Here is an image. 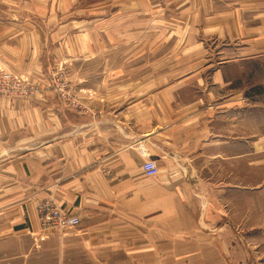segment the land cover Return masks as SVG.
I'll return each instance as SVG.
<instances>
[{"label": "crops", "instance_id": "0c3cea01", "mask_svg": "<svg viewBox=\"0 0 264 264\" xmlns=\"http://www.w3.org/2000/svg\"><path fill=\"white\" fill-rule=\"evenodd\" d=\"M0 2V62L39 89L0 99V264H242L224 173L240 168L264 0H123L53 32L26 0ZM115 28L126 50L103 43ZM47 200L81 225L43 230Z\"/></svg>", "mask_w": 264, "mask_h": 264}, {"label": "rangeland", "instance_id": "374dc122", "mask_svg": "<svg viewBox=\"0 0 264 264\" xmlns=\"http://www.w3.org/2000/svg\"><path fill=\"white\" fill-rule=\"evenodd\" d=\"M26 1L30 4L31 18L44 21V24L49 25L48 30L53 32L57 28L58 21H65L68 24L73 20L87 19L90 13H96V11L101 13L106 5L114 7L123 0ZM5 8L7 7L0 2L2 18L5 17L3 12ZM76 31L77 29H71L72 33ZM113 31L109 38H106V33H101L103 43L110 41L107 46L113 47L114 51L126 50L127 45H122L121 37L116 35L118 30L115 28ZM208 46L210 51L221 47L212 43ZM128 48L130 51H137V46L133 42L128 45ZM137 62L141 63V60L131 61V66H135ZM0 66L3 67L1 62ZM131 78L137 80L138 77L134 75ZM242 81L243 127L240 168L235 173L228 170L224 173L226 183L236 184L241 189L240 196L231 195L230 203L226 205L229 211L228 219L232 224L235 223L236 228L240 227L241 234L238 247L237 245L229 247V257L241 261L242 264H251L252 259L256 261V264H264V64L259 68L243 69ZM226 95V98H229L232 93L227 92ZM251 118L252 123H249ZM215 174L217 176V171Z\"/></svg>", "mask_w": 264, "mask_h": 264}, {"label": "built area", "instance_id": "2783aa9c", "mask_svg": "<svg viewBox=\"0 0 264 264\" xmlns=\"http://www.w3.org/2000/svg\"><path fill=\"white\" fill-rule=\"evenodd\" d=\"M58 91L65 99L72 98L70 91H66L63 84L58 86ZM39 94V89L33 83L9 72L0 66V99H29ZM143 156H147L144 146L139 147ZM143 170L147 177H155L159 174L157 163L148 158L143 164ZM39 221L43 230H65L77 228L81 225L78 216L70 215L51 200L42 201L37 205Z\"/></svg>", "mask_w": 264, "mask_h": 264}]
</instances>
